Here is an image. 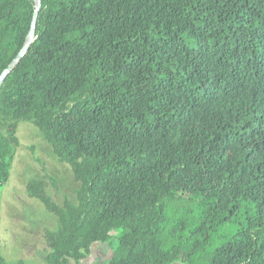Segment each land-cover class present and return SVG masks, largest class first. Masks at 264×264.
I'll return each instance as SVG.
<instances>
[{"label": "trees", "instance_id": "obj_1", "mask_svg": "<svg viewBox=\"0 0 264 264\" xmlns=\"http://www.w3.org/2000/svg\"><path fill=\"white\" fill-rule=\"evenodd\" d=\"M36 9L0 0V76L36 19L0 86V188L30 123L78 184L60 206L44 170L25 185L55 218L44 263L114 240L107 264H264V0Z\"/></svg>", "mask_w": 264, "mask_h": 264}, {"label": "rangeland", "instance_id": "obj_2", "mask_svg": "<svg viewBox=\"0 0 264 264\" xmlns=\"http://www.w3.org/2000/svg\"><path fill=\"white\" fill-rule=\"evenodd\" d=\"M16 136L19 144L11 164L10 178L0 188L1 254L6 264L18 261L45 264L47 249L43 235L46 230L55 229V218L27 195L25 185L29 179L41 177L44 170L55 181V186H48L46 193L60 206L64 201L75 204L78 184L69 167L53 155L51 147L32 124L18 123ZM115 244L114 240L93 244L90 255L82 264H107Z\"/></svg>", "mask_w": 264, "mask_h": 264}, {"label": "water", "instance_id": "obj_3", "mask_svg": "<svg viewBox=\"0 0 264 264\" xmlns=\"http://www.w3.org/2000/svg\"><path fill=\"white\" fill-rule=\"evenodd\" d=\"M35 6H36V10H38L39 7V0H34ZM36 14V12H35ZM35 27H36V19L34 18L31 26H30V31L27 35L26 38V46L23 49V51L16 57V59L9 65V67L2 73V75L0 76V86L2 85L4 79L9 75L10 71L15 67V65L18 63L19 59L22 57L23 53L25 52L27 46L30 44V42L32 41L33 37L35 36Z\"/></svg>", "mask_w": 264, "mask_h": 264}]
</instances>
